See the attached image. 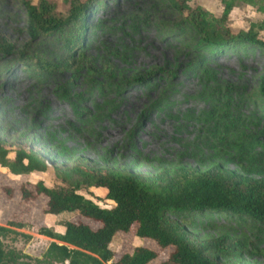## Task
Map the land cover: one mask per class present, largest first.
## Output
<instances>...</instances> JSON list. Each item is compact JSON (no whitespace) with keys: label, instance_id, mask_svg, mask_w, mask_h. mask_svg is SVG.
<instances>
[{"label":"rangeland","instance_id":"374dc122","mask_svg":"<svg viewBox=\"0 0 264 264\" xmlns=\"http://www.w3.org/2000/svg\"><path fill=\"white\" fill-rule=\"evenodd\" d=\"M46 1L58 15L67 14L68 0ZM187 3L218 17L223 11L222 0ZM263 18L255 7L238 1L228 26L237 33ZM27 21L21 0H0V39L13 45L0 54V139L12 150L33 149L48 163L45 172L20 176L0 167V224L24 222L17 230L31 236L7 239L8 246L32 258L44 253L50 240L37 230L46 224V199H22L20 188L24 184L34 191L38 181L62 185L57 169L82 164L154 177L176 167L203 171L220 164L257 177L264 167L263 48L245 43L219 52L206 49L167 0H96L81 21L84 31L79 23L32 36ZM81 32L78 48L68 50L66 40ZM46 99L51 105H45ZM79 193L101 207L114 205L97 188ZM72 215L47 214L54 224L61 223V231ZM185 218L198 240L226 235L238 242L226 257L208 252L211 258L264 264V226L219 213ZM136 246L158 253L149 264L171 250L137 237L131 228L112 239V262Z\"/></svg>","mask_w":264,"mask_h":264},{"label":"trees","instance_id":"16d2710c","mask_svg":"<svg viewBox=\"0 0 264 264\" xmlns=\"http://www.w3.org/2000/svg\"><path fill=\"white\" fill-rule=\"evenodd\" d=\"M21 1L28 14L27 28L35 36L63 31L68 26L76 28L79 23L84 31L81 21L96 0H68L69 10L65 16L58 15L55 7L46 0ZM167 1L179 13L182 25L191 28L206 49L219 52L245 43L264 49V37L260 36L264 18L237 33L228 26V15L236 2L255 7L264 16V0H222L223 11L219 17L201 6H189L188 0ZM82 34L67 39L66 48L77 49ZM12 47L0 39V54L9 53ZM79 55L82 57L81 51ZM260 93L264 99V75ZM0 167L13 176H20L45 172L48 163L35 150L26 147L12 150L0 139ZM57 174L62 185L49 187L38 181L32 191L22 184L21 197L31 199L34 195H43L45 215L70 212L72 219L63 222L62 233L48 226L37 230L38 234L53 239L40 258H32L5 243L7 239L14 241L17 236L31 239L30 235L17 230L26 226L24 222L11 220L0 224V264H104L114 258L110 248L114 236L129 232L131 228L137 237L154 241L160 249L171 248L157 264H224L207 253L214 252L224 258L230 247L238 242L226 235L198 240L188 229L191 221L186 220L187 214L235 215L264 226V167L257 177L237 174L220 164L203 171L176 167L154 177L82 164L57 169ZM90 187L101 190L105 200L114 205L101 207L79 193ZM91 222L97 226L93 227ZM157 258L156 251L136 246L131 253L111 264H149Z\"/></svg>","mask_w":264,"mask_h":264},{"label":"crops","instance_id":"0c3cea01","mask_svg":"<svg viewBox=\"0 0 264 264\" xmlns=\"http://www.w3.org/2000/svg\"><path fill=\"white\" fill-rule=\"evenodd\" d=\"M59 225H61V223H59L58 225L57 224H54L53 222H52V220H48V216H47V214H46V224H45V226H48V227H52L55 231H57V232H59V233H62L63 232V230H64V227H63V224H62V231L61 230H59ZM38 235V234H37ZM41 236V235H40ZM43 236V235H42ZM43 237H45V238H48L49 240H50V242L53 240V239H51V238H49V237H46V236H43ZM59 243H61V242H59Z\"/></svg>","mask_w":264,"mask_h":264},{"label":"bare ground","instance_id":"6f19581e","mask_svg":"<svg viewBox=\"0 0 264 264\" xmlns=\"http://www.w3.org/2000/svg\"><path fill=\"white\" fill-rule=\"evenodd\" d=\"M133 101V100H132ZM49 104H50V102H49V100L48 99H46V103H45V105L46 106H49ZM51 105V104H50ZM63 121H64V119H63ZM65 122V121H64ZM54 122H52V124H53ZM55 123H57V124H60L61 123V121H56ZM58 126V125H57ZM102 135V134H101ZM101 135H100V137H101ZM99 137V138H100ZM112 144V143H111Z\"/></svg>","mask_w":264,"mask_h":264},{"label":"water","instance_id":"95a60500","mask_svg":"<svg viewBox=\"0 0 264 264\" xmlns=\"http://www.w3.org/2000/svg\"><path fill=\"white\" fill-rule=\"evenodd\" d=\"M112 263V260L110 261V264Z\"/></svg>","mask_w":264,"mask_h":264}]
</instances>
